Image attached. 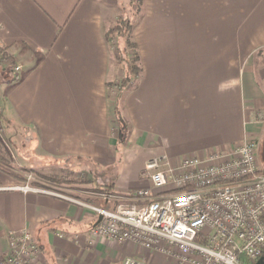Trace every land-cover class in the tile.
I'll return each instance as SVG.
<instances>
[{"label":"crops","instance_id":"obj_1","mask_svg":"<svg viewBox=\"0 0 264 264\" xmlns=\"http://www.w3.org/2000/svg\"><path fill=\"white\" fill-rule=\"evenodd\" d=\"M138 1L140 71L116 96L124 70L108 31L129 17L134 0H0V48L21 66L17 80L0 66L8 112L45 155L73 162L92 181L71 194L43 180L22 182L0 162V259L9 233L29 230L42 251L38 264H121L126 256L156 264L138 246L91 236L99 217L81 203L113 204L98 183L129 194L148 186L141 174L150 159L230 151L248 137L261 156L264 0ZM110 170L104 184L96 173ZM27 184L33 189H21Z\"/></svg>","mask_w":264,"mask_h":264},{"label":"built area","instance_id":"obj_2","mask_svg":"<svg viewBox=\"0 0 264 264\" xmlns=\"http://www.w3.org/2000/svg\"><path fill=\"white\" fill-rule=\"evenodd\" d=\"M0 66L19 78L21 66L14 59L0 54ZM258 157L259 143L248 137L230 151L178 161L150 159L141 174L147 187L129 194L102 192L111 208L81 203L99 217L90 234L138 246L164 264L255 261L264 255V173ZM21 189L33 188L27 184ZM42 191L74 200L58 189ZM41 253L29 230L10 232L0 264H38ZM121 264L151 263L126 256Z\"/></svg>","mask_w":264,"mask_h":264},{"label":"rangeland","instance_id":"obj_3","mask_svg":"<svg viewBox=\"0 0 264 264\" xmlns=\"http://www.w3.org/2000/svg\"><path fill=\"white\" fill-rule=\"evenodd\" d=\"M139 16H140V2L138 0H134V3L131 4V7L129 9V17H128L131 19L134 26H136ZM115 40L116 39H113L110 42L114 54L116 48L113 42ZM135 78L136 77L133 76L132 80L134 81ZM10 81L11 79L8 78L4 82H10ZM0 84H1V89H3L5 85H3V83ZM1 92H0V160L2 161L1 163L4 164L5 169L8 170L11 174L15 175L16 177H19L22 182L28 180V176L32 175L35 181L36 179L37 181L43 180L55 185L65 187L66 189H71V191H68V193L71 194L78 195L80 194V191L78 190L83 191L84 189L85 190L88 189L85 185L90 184V182L92 181L87 176H84L82 174L84 170H80V168L75 167L73 162L71 161L67 162L64 161V159L54 158L45 155L42 152V150L39 148L37 137L33 135V131L32 130L27 131L16 120L12 119L11 114L8 112L9 111L8 103L6 102ZM262 147L263 148L261 151V156L259 155L258 157L260 166H261L260 160H262V164L264 166V143L262 144ZM118 149L120 150V152L123 151L120 145ZM105 173L106 174L104 176L99 173H96L97 176H99V178H102L103 181L101 182H104V184L107 181H110L111 180L110 177L113 176L112 170L106 171ZM98 186H100L99 183ZM96 203L97 206H100L99 205L100 201H96ZM112 206L113 204L111 205V207ZM155 263L164 264L159 260Z\"/></svg>","mask_w":264,"mask_h":264},{"label":"trees","instance_id":"obj_4","mask_svg":"<svg viewBox=\"0 0 264 264\" xmlns=\"http://www.w3.org/2000/svg\"><path fill=\"white\" fill-rule=\"evenodd\" d=\"M134 24L130 18L120 19L118 23L108 31V42H111L113 39H116V50H115V61L121 66L124 70V76L119 85L120 91H123L125 88L130 85L133 80L132 77L139 75V54L137 43L133 38ZM0 54L5 56L4 50L0 48ZM135 78V79H136ZM134 79V80H135ZM115 124L118 126L120 135L123 137L127 132V125L124 123L119 108H115ZM0 162H2L0 160ZM264 173V169L262 171ZM100 190L104 189L108 191L113 190V186L109 185H100ZM264 258V255L255 261H247V264H257V262Z\"/></svg>","mask_w":264,"mask_h":264},{"label":"water","instance_id":"obj_5","mask_svg":"<svg viewBox=\"0 0 264 264\" xmlns=\"http://www.w3.org/2000/svg\"><path fill=\"white\" fill-rule=\"evenodd\" d=\"M257 264H264V258H261V259L257 262Z\"/></svg>","mask_w":264,"mask_h":264}]
</instances>
